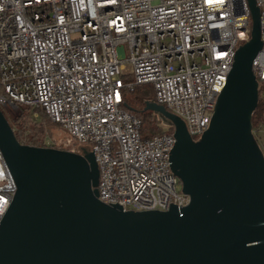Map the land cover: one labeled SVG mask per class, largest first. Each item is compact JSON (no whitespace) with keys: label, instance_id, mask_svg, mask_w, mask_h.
Listing matches in <instances>:
<instances>
[{"label":"built area","instance_id":"2783aa9c","mask_svg":"<svg viewBox=\"0 0 264 264\" xmlns=\"http://www.w3.org/2000/svg\"><path fill=\"white\" fill-rule=\"evenodd\" d=\"M254 1L261 47L251 67L264 99V0ZM251 24L248 0H0V108L42 110L70 151H93L101 202L181 209L189 197L170 168L173 132L143 138L123 93L150 84L149 101L199 139ZM251 131L261 148L264 115ZM15 190L0 151V220Z\"/></svg>","mask_w":264,"mask_h":264},{"label":"water","instance_id":"95a60500","mask_svg":"<svg viewBox=\"0 0 264 264\" xmlns=\"http://www.w3.org/2000/svg\"><path fill=\"white\" fill-rule=\"evenodd\" d=\"M248 4L250 39L198 140L162 105H144L173 128L170 168L189 197L181 209L101 202L93 151L22 144L0 108V151L16 185L0 220V264H264V155L251 131L260 20Z\"/></svg>","mask_w":264,"mask_h":264},{"label":"trees","instance_id":"16d2710c","mask_svg":"<svg viewBox=\"0 0 264 264\" xmlns=\"http://www.w3.org/2000/svg\"><path fill=\"white\" fill-rule=\"evenodd\" d=\"M123 96L126 108L133 112L140 120V133L143 138H148L162 132H173L172 126L163 124L162 119L156 113L150 110H144L145 102L153 99V89L150 84L138 85L133 89L125 90ZM19 108H21L22 113L13 123L9 121L5 111L1 109L13 129L16 139L20 143L33 146L53 147L51 144L48 145L45 143L44 136L40 135V133L43 134L46 130L50 129V125L46 121H50L57 126L59 125L52 122L42 110H39L41 120L34 119V121L30 122L32 125L29 127L26 125L25 120L28 115L27 112L31 111L30 108L24 105H20ZM263 115L264 99L259 94L257 106L251 117V125L253 128L262 120ZM43 117H45L46 121H43ZM193 140L196 141L198 139L194 138Z\"/></svg>","mask_w":264,"mask_h":264},{"label":"rangeland","instance_id":"374dc122","mask_svg":"<svg viewBox=\"0 0 264 264\" xmlns=\"http://www.w3.org/2000/svg\"><path fill=\"white\" fill-rule=\"evenodd\" d=\"M130 68H131L130 64H126L125 65L126 71H129ZM4 111H5V114L7 115L8 119H9V121L11 123H13L17 119V117L19 115H21V113H22L21 108L8 110V111L4 110ZM27 113H28V115H27L28 118L26 116L25 123L29 127L32 125L30 122L34 121V119L41 120L40 119L41 118V116H40L41 114H40L39 110H36V111L31 110V111H28ZM34 113H36V115H35L36 117H34V115H33ZM42 119H43V121H46L45 117H43ZM46 123L48 125H50V129L46 130L43 134L40 133V135L44 136L45 143L48 144V145L51 144L53 146V148L62 149V150H70L72 148V146L65 145V143L67 141V138H68V136L65 133V131L62 130V128H60L59 126H57L55 124H52L50 121H46ZM164 124H166V122H164ZM261 148H262L261 149L262 153L264 155V144H262ZM77 149L80 152H82L84 150L83 146H80V145H77Z\"/></svg>","mask_w":264,"mask_h":264}]
</instances>
